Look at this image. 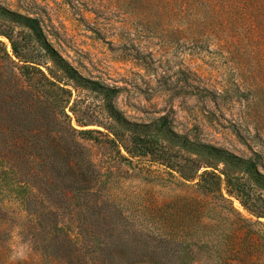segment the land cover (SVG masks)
I'll return each mask as SVG.
<instances>
[{
  "label": "rangeland",
  "instance_id": "1",
  "mask_svg": "<svg viewBox=\"0 0 264 264\" xmlns=\"http://www.w3.org/2000/svg\"><path fill=\"white\" fill-rule=\"evenodd\" d=\"M17 225L21 264H264V0H0V264Z\"/></svg>",
  "mask_w": 264,
  "mask_h": 264
},
{
  "label": "clouds",
  "instance_id": "2",
  "mask_svg": "<svg viewBox=\"0 0 264 264\" xmlns=\"http://www.w3.org/2000/svg\"><path fill=\"white\" fill-rule=\"evenodd\" d=\"M22 231V227L17 225L11 233L9 260L12 261L13 264H21L32 251V244L30 241L24 239L21 234Z\"/></svg>",
  "mask_w": 264,
  "mask_h": 264
},
{
  "label": "trees",
  "instance_id": "3",
  "mask_svg": "<svg viewBox=\"0 0 264 264\" xmlns=\"http://www.w3.org/2000/svg\"><path fill=\"white\" fill-rule=\"evenodd\" d=\"M90 132V131H89Z\"/></svg>",
  "mask_w": 264,
  "mask_h": 264
}]
</instances>
